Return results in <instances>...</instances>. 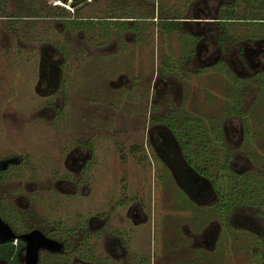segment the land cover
Here are the masks:
<instances>
[{"label": "rangeland", "instance_id": "rangeland-1", "mask_svg": "<svg viewBox=\"0 0 264 264\" xmlns=\"http://www.w3.org/2000/svg\"><path fill=\"white\" fill-rule=\"evenodd\" d=\"M53 3L0 0V159H19L0 179V206L22 228L69 240L68 251L80 244L66 261L39 262L73 264L104 252L103 236H119L129 254L163 264H264L255 234L226 228L233 214L264 211V71L239 74L221 56L197 61L207 40L227 44L222 57L259 41L264 24L238 20L262 17L264 0ZM203 10L235 20L202 23ZM183 75L180 97L153 91L154 77ZM155 128L203 177L201 204L184 198L173 164L154 153ZM76 146L91 150L79 174L69 158ZM220 223L213 244L194 247L191 232Z\"/></svg>", "mask_w": 264, "mask_h": 264}, {"label": "flooded vegetation", "instance_id": "flooded-vegetation-1", "mask_svg": "<svg viewBox=\"0 0 264 264\" xmlns=\"http://www.w3.org/2000/svg\"><path fill=\"white\" fill-rule=\"evenodd\" d=\"M65 1L66 0H53L54 2L53 4L55 6H60L64 4ZM69 1L72 2V0ZM218 10L219 9H216V11ZM203 14L204 15H203L202 23H206V24L224 23L225 21H229V20L232 21V18L228 17V15L220 17L219 19V18L211 17L209 15L210 13L204 12V10H203ZM105 21H109V20L106 19ZM185 22L190 23L189 21L186 20L181 21V23H185ZM252 22L264 24V21H257V20H253L249 23ZM207 31H210V29ZM207 42L208 43L206 45L201 46L203 48V55H202L203 59H201L202 58L201 56L200 57L198 56V60H197L201 67L215 63L217 59H220L221 56V59H223L222 61L228 62L227 64H231L232 66H234L233 68H236V71L239 74H241L242 72L243 73L246 72L248 74L249 72H252L254 73V75H256L259 72L264 71V36L261 37L259 41H250V42L246 41L241 44L240 42L237 43L229 51L230 52L229 57L228 56L222 57L223 52L226 53L228 49L227 44H225L223 40L218 41L211 39L210 41L207 40ZM185 72L186 70L182 72V74L183 73L185 74ZM183 76H180V78L174 80H172V78L169 77L171 79H167L166 81L164 79L161 78L156 79L154 77L153 91L156 90L158 94L167 91L168 95L178 98L181 96L180 95L181 92L185 90L183 89V87L185 88L186 85L185 82L186 76L185 75ZM183 78H184V84H183ZM160 82L164 85V88H162L161 90L156 88V85H159ZM44 109L52 110V108L49 107L48 105ZM151 133L156 134V136L154 135L150 137L152 141V145H154L152 148L154 153H156L157 157L160 158L166 164L169 165L173 164L170 168L175 172L174 175L176 176L178 185L183 188L182 193L184 195V198L185 197L187 198L188 196L194 203H196L195 205L201 204L203 199H205L208 190L203 184V177L198 176L197 174L192 172L191 169L188 168L186 162L183 161L182 159L178 161L177 151H179V149L176 151V153L175 150L179 148V143L176 142L175 145V143L171 144L170 141H167V138H165L163 132H161V129L155 128ZM85 152L87 155L81 156V154L83 155V153ZM69 158H70V164H72L73 167L72 168L73 172L79 174L82 167L86 166L90 162L91 150L90 148L85 146H76L75 149L71 152ZM18 163H19V159L17 158L0 159V179L4 175V173L9 169V167ZM66 163L68 164V159ZM180 205L182 206V204ZM181 209L182 208H180V206L178 205V211H181ZM133 211L139 213L137 208H135ZM222 217L223 215L221 214V218ZM0 218L4 223H6L9 226L13 234L17 236L37 230L45 238L55 241L61 245V250L59 252L40 250L38 252L37 264H41L39 262V258L43 256V254L46 257L58 258L62 256L61 253H63V256L66 261L67 260L66 254L74 252L75 250H78L80 247V244L77 242L75 245H73L72 249H70L71 251L70 250L68 251L69 247H66V245L68 244L69 240H66L67 244H65L60 238H57L52 231H48L46 228L31 226V225H25L24 228L20 227L19 223H17L15 220H10V218H8V215L5 213V211L2 209L1 206H0ZM134 219L135 222L139 221L140 223L141 221L142 224L146 223L147 221V218L144 215L134 216ZM173 219H175V221L177 220V218H173ZM179 220L180 219L178 218V221ZM226 220H227L226 223L227 229L228 227L234 228L235 226H237V228H239V226L240 227L243 226V229H247L248 232L255 234L256 239L252 244V249L256 254L260 256L261 261L263 260L264 262V211H261L257 217L251 214H247L244 211H241L237 214L231 215V217L229 218L227 217ZM222 223L212 227L210 226V228H206V230L202 231L200 234H195V232L194 233L191 232L190 236L194 247L198 248V247H203V245L207 246L213 244L212 243L213 239L214 240L217 239V237L219 236L220 229L223 228ZM93 234L95 235L96 232L93 231ZM116 237L117 238L103 236L101 238L102 241L101 243L104 247V252L99 253V255L92 252L87 253V256L85 254L77 255V257H75L72 263L73 264H163L162 260H159L158 258H154V255L151 256V258H145L139 255L129 254L127 249H125L126 246L120 240V237L119 236ZM93 239L95 240L96 237H93ZM5 247L10 248L11 253L8 260H6V256L1 257L0 262H2V264L25 263L24 262L25 244L23 241L14 240L4 245H0V248H5ZM198 258L200 259L201 257L199 256Z\"/></svg>", "mask_w": 264, "mask_h": 264}, {"label": "water", "instance_id": "water-1", "mask_svg": "<svg viewBox=\"0 0 264 264\" xmlns=\"http://www.w3.org/2000/svg\"><path fill=\"white\" fill-rule=\"evenodd\" d=\"M14 240H21L25 244L24 264H37L38 252L40 250H47L51 252H59L61 250L60 244L45 238L37 230L18 236L13 234L9 226L0 218V245H4Z\"/></svg>", "mask_w": 264, "mask_h": 264}, {"label": "trees", "instance_id": "trees-1", "mask_svg": "<svg viewBox=\"0 0 264 264\" xmlns=\"http://www.w3.org/2000/svg\"><path fill=\"white\" fill-rule=\"evenodd\" d=\"M111 19H112V17H110ZM147 18H149V17H147ZM146 18V19H147ZM153 18V17H152ZM113 20V19H112ZM115 20V19H114ZM235 19H233L232 18V21H234ZM253 20H257V21H264V15L262 16V17H260V18H254V19H240L239 18V20L238 21H240V22H244V21H249V22H251V21H253ZM229 21H231V20H229ZM91 22H93V21H91V20H88V21H81V20H76V21H74V22H72V24H74V25H76V26H79V27H82L83 25H89V24H91ZM103 22H107V23H111V24H113L112 22H118V21H111V20H109V21H103ZM114 24H116V23H114ZM170 31V30H169ZM184 149V148H183ZM183 152H184V150H183ZM226 159V158H225ZM225 163V162H224ZM8 247V246H7ZM7 247H5V248H0V256L1 257H5L6 256V260H8L9 259V257H10V253H11V251H10V248H7ZM8 251H9V253H8Z\"/></svg>", "mask_w": 264, "mask_h": 264}]
</instances>
